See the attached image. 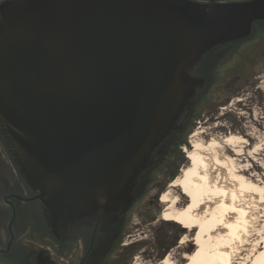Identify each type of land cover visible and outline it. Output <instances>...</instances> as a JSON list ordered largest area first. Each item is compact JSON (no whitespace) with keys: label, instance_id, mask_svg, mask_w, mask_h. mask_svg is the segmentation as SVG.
<instances>
[{"label":"water","instance_id":"1","mask_svg":"<svg viewBox=\"0 0 264 264\" xmlns=\"http://www.w3.org/2000/svg\"><path fill=\"white\" fill-rule=\"evenodd\" d=\"M258 3L0 2V133L55 236L128 211L206 85L197 67Z\"/></svg>","mask_w":264,"mask_h":264},{"label":"rangeland","instance_id":"2","mask_svg":"<svg viewBox=\"0 0 264 264\" xmlns=\"http://www.w3.org/2000/svg\"><path fill=\"white\" fill-rule=\"evenodd\" d=\"M244 52L245 47L240 48L236 56L229 53L211 67L205 87L199 89L190 106L188 118L180 131L164 144L159 162L142 181L128 209L123 249L112 258L120 254L123 264H161L168 254L180 261L194 250L196 242L187 228L161 219L164 205L160 201L169 183L188 164L194 140H222L228 135L242 138L244 143L239 145L243 155L234 158L242 166L244 176L264 188V58L245 63L241 55ZM204 63L202 59L196 69L198 74L203 71ZM228 153L233 154L229 148ZM174 193L185 204L190 189L182 184ZM185 233L193 241L181 244Z\"/></svg>","mask_w":264,"mask_h":264},{"label":"bare ground","instance_id":"3","mask_svg":"<svg viewBox=\"0 0 264 264\" xmlns=\"http://www.w3.org/2000/svg\"><path fill=\"white\" fill-rule=\"evenodd\" d=\"M240 143L244 140L235 135L192 141L188 164L160 201L164 205L161 219L187 228L196 246L182 260L168 254L161 264H264V188L242 173L234 158L244 151ZM182 184L190 189L185 204L174 193ZM191 240L185 233L180 243Z\"/></svg>","mask_w":264,"mask_h":264},{"label":"flooded vegetation","instance_id":"4","mask_svg":"<svg viewBox=\"0 0 264 264\" xmlns=\"http://www.w3.org/2000/svg\"><path fill=\"white\" fill-rule=\"evenodd\" d=\"M202 3L258 1L264 12V0H194ZM245 63L264 58V17L254 19L245 37L218 45L205 59L202 74L238 49ZM244 64V63H242ZM161 152V151H160ZM154 158V164L160 160ZM33 192L19 173L0 133V264H123L120 254L126 234L128 211L117 210L104 216L101 212L89 226L66 236H55L48 227L39 201H27ZM119 251L118 253H120ZM117 259V260H115Z\"/></svg>","mask_w":264,"mask_h":264}]
</instances>
